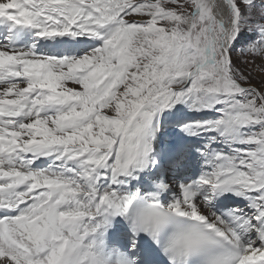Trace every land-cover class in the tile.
<instances>
[{
    "label": "snow or ice",
    "instance_id": "6c2138e0",
    "mask_svg": "<svg viewBox=\"0 0 264 264\" xmlns=\"http://www.w3.org/2000/svg\"><path fill=\"white\" fill-rule=\"evenodd\" d=\"M0 264H264V0H0Z\"/></svg>",
    "mask_w": 264,
    "mask_h": 264
},
{
    "label": "rangeland",
    "instance_id": "374dc122",
    "mask_svg": "<svg viewBox=\"0 0 264 264\" xmlns=\"http://www.w3.org/2000/svg\"><path fill=\"white\" fill-rule=\"evenodd\" d=\"M174 119V117L173 118H170L169 120L171 121V120H173ZM174 131L176 132V130L174 129ZM171 134H172V132H171ZM223 201H224V198L222 197L221 198Z\"/></svg>",
    "mask_w": 264,
    "mask_h": 264
}]
</instances>
